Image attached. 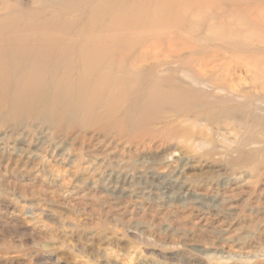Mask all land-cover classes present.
<instances>
[{"label": "rangeland", "instance_id": "rangeland-1", "mask_svg": "<svg viewBox=\"0 0 264 264\" xmlns=\"http://www.w3.org/2000/svg\"><path fill=\"white\" fill-rule=\"evenodd\" d=\"M174 1L105 95L0 111V264H264V0Z\"/></svg>", "mask_w": 264, "mask_h": 264}, {"label": "bare ground", "instance_id": "bare-ground-1", "mask_svg": "<svg viewBox=\"0 0 264 264\" xmlns=\"http://www.w3.org/2000/svg\"><path fill=\"white\" fill-rule=\"evenodd\" d=\"M147 1L39 0L36 9H26L33 19H40L36 26L39 31L24 39H0V62L6 60L4 65L0 63V111L34 100L53 111L64 99L83 98L97 91L105 95L104 83L117 72L114 55L108 51H119L117 46L133 40L138 24L164 23L160 17L166 12L165 5L172 6L174 0L160 4ZM65 2L70 5L57 9ZM3 6L5 13L11 15L0 19V28H8L19 20L20 14L7 2ZM152 6L156 7L149 10ZM137 7L144 13H137ZM198 73L202 77L203 72ZM199 79L194 85L202 84ZM116 80L117 77L113 81ZM119 99L115 96L113 102ZM231 101L240 102L235 98Z\"/></svg>", "mask_w": 264, "mask_h": 264}]
</instances>
